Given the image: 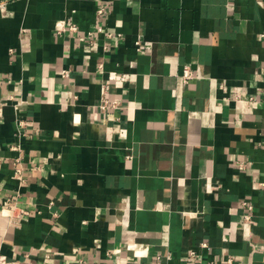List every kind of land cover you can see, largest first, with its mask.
I'll return each mask as SVG.
<instances>
[{"label":"crops","instance_id":"1","mask_svg":"<svg viewBox=\"0 0 264 264\" xmlns=\"http://www.w3.org/2000/svg\"><path fill=\"white\" fill-rule=\"evenodd\" d=\"M0 247L264 264V0H0Z\"/></svg>","mask_w":264,"mask_h":264},{"label":"built area","instance_id":"2","mask_svg":"<svg viewBox=\"0 0 264 264\" xmlns=\"http://www.w3.org/2000/svg\"><path fill=\"white\" fill-rule=\"evenodd\" d=\"M99 14H103L105 13V7H100L98 10ZM72 30L76 29L75 25H71L70 27ZM99 31H103V26H99L98 27ZM138 45H140V42H137ZM67 72V71H66ZM183 77L185 79H188L190 77H192V73L191 70L189 69V67L185 68V72L183 74ZM19 128H23L25 127V120L21 119L19 120ZM18 148V147H17ZM18 172L21 174L22 170L18 169ZM15 203H13V205L9 208L10 210V219L9 222L11 225L13 226H20L23 219L30 213L27 209H24L22 207H20V200L18 198H16V200L14 201ZM246 206H248L249 209H252V206H250L248 203H244ZM246 219L250 220L251 219V214H247L246 215ZM190 254L192 256H196V251H191ZM0 264H23V262L19 259H10L8 258L1 250L0 247Z\"/></svg>","mask_w":264,"mask_h":264}]
</instances>
